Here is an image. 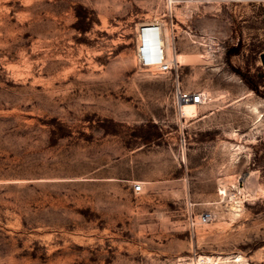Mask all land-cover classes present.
I'll use <instances>...</instances> for the list:
<instances>
[{
	"label": "rangeland",
	"instance_id": "374dc122",
	"mask_svg": "<svg viewBox=\"0 0 264 264\" xmlns=\"http://www.w3.org/2000/svg\"><path fill=\"white\" fill-rule=\"evenodd\" d=\"M262 50L264 0H0V264H264Z\"/></svg>",
	"mask_w": 264,
	"mask_h": 264
},
{
	"label": "built area",
	"instance_id": "2783aa9c",
	"mask_svg": "<svg viewBox=\"0 0 264 264\" xmlns=\"http://www.w3.org/2000/svg\"><path fill=\"white\" fill-rule=\"evenodd\" d=\"M176 0H166L167 5L171 7ZM135 54L139 64L147 69H151L158 73L169 72L176 68L178 62L168 60L166 57V49L164 45V34H162V22L159 20L141 22L137 28ZM262 80L264 82V70ZM176 104L186 103L192 101L194 103H201L206 99V94L203 91H189L175 89ZM182 142H185L182 137ZM142 182H133V191H142ZM215 218V213L212 210H205L197 217H191L189 225L194 228L197 224H204L212 221ZM189 264H206L207 258L205 255L196 254L189 256Z\"/></svg>",
	"mask_w": 264,
	"mask_h": 264
},
{
	"label": "bare ground",
	"instance_id": "6f19581e",
	"mask_svg": "<svg viewBox=\"0 0 264 264\" xmlns=\"http://www.w3.org/2000/svg\"><path fill=\"white\" fill-rule=\"evenodd\" d=\"M162 34H164V45H165V49H166V57L168 60H172V61H176L178 62V58L177 57H172V53H171V46H170V42L168 37L166 36V33L164 31V29L162 28ZM174 53L176 54V51H174ZM182 114L184 115H195L197 113V106L196 103L192 102V101H188L186 103H182ZM242 259V258H241ZM237 261H241L240 258L237 259ZM215 263V262H213Z\"/></svg>",
	"mask_w": 264,
	"mask_h": 264
},
{
	"label": "trees",
	"instance_id": "16d2710c",
	"mask_svg": "<svg viewBox=\"0 0 264 264\" xmlns=\"http://www.w3.org/2000/svg\"><path fill=\"white\" fill-rule=\"evenodd\" d=\"M234 70L242 77V79L246 82V84L255 90L256 92H260L264 94V90L259 88L258 81L255 79L253 75L246 74V72L242 71L239 67H234ZM263 74H258L259 79H262ZM260 82V81H259Z\"/></svg>",
	"mask_w": 264,
	"mask_h": 264
},
{
	"label": "water",
	"instance_id": "95a60500",
	"mask_svg": "<svg viewBox=\"0 0 264 264\" xmlns=\"http://www.w3.org/2000/svg\"><path fill=\"white\" fill-rule=\"evenodd\" d=\"M260 62L264 68V50L259 53Z\"/></svg>",
	"mask_w": 264,
	"mask_h": 264
},
{
	"label": "crops",
	"instance_id": "0c3cea01",
	"mask_svg": "<svg viewBox=\"0 0 264 264\" xmlns=\"http://www.w3.org/2000/svg\"><path fill=\"white\" fill-rule=\"evenodd\" d=\"M264 69H262V72H263Z\"/></svg>",
	"mask_w": 264,
	"mask_h": 264
}]
</instances>
